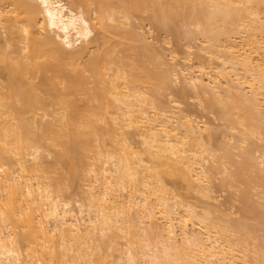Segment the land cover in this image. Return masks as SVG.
<instances>
[{"label":"bare ground","instance_id":"6f19581e","mask_svg":"<svg viewBox=\"0 0 264 264\" xmlns=\"http://www.w3.org/2000/svg\"><path fill=\"white\" fill-rule=\"evenodd\" d=\"M0 76V264H264V0H0Z\"/></svg>","mask_w":264,"mask_h":264},{"label":"rangeland","instance_id":"374dc122","mask_svg":"<svg viewBox=\"0 0 264 264\" xmlns=\"http://www.w3.org/2000/svg\"><path fill=\"white\" fill-rule=\"evenodd\" d=\"M134 22L136 25L140 24V21L138 19H135ZM144 27H145L144 28L145 32H147V37L149 38V42L155 47V49L158 50L157 52H163L164 53L165 60L167 61L168 65H173L174 63H177L180 66H183V67L185 66V64H186V61L184 58L185 52H186V50H185L186 49L185 48L186 42L185 41L179 40L180 41L179 42L175 38H168L164 32H160V31L154 29L152 26H150V24H145ZM165 40L166 41L170 40L171 44L165 45L163 43V41H165ZM198 46H199L198 42L193 44L192 51L194 53L198 51ZM193 59H194V62L198 61L197 60L198 58H195V56ZM179 81L180 80H178L177 85L174 86V88H175L174 90H176V92L175 93L172 92V94L167 95L165 97H162L163 102L169 104L170 100L177 101L180 104L179 105L180 108L184 109V112L185 111L189 112L190 115L193 116V118L197 117V119H201L202 122L205 121V123L206 122L209 123L208 125L212 128V130H215V131L219 130V133L223 132L222 130L224 128L221 127V124L223 122L220 119H218L215 114H211L203 108V106H202L203 102L201 103V99H200L201 96L200 97L197 95L195 96L194 92H191L189 90H185V92L187 91L186 96L184 95V98H182L183 95L180 97L181 94H179V93H180V90L182 92L183 89H181V88L183 85H182V82H179ZM202 101H203V99H202ZM183 109H181V110H183ZM201 120H199V121H201ZM219 133L217 134V135H220V138L218 137V140L221 139V142H222V141H224V139H222V135ZM214 134H216V133H214ZM218 140H217V143H218ZM219 143H220V140H219ZM236 158H238V157H236ZM225 176H226L225 174L216 176V179H215L216 182H214L215 186L213 185V187H215V188H213V190H214L213 192H214V197H216L215 198L216 200L214 199V200L209 201L207 199H199L200 200L199 204H200V206H202L201 208H203V205L208 206L207 204H210V206L208 208L210 209V207L211 208L216 207L215 210H216L218 215H224L225 213H227V216H224V217H226V218L229 217V218L235 219L236 217L240 216V212H239L240 206L236 205L233 207L231 204L234 200H238L237 196L240 193V189L238 188L239 185L236 186V188H232V189H227V188L223 187L222 182H223V179L225 178ZM237 188L239 190H237ZM73 195L71 194V196H73ZM76 199H74L73 203H75ZM236 202H238V201H236ZM73 203H72V205H73ZM234 204H239V203H234ZM74 205H76V203ZM231 206L233 208H231ZM198 209H199V211H202V210H200V208H198ZM224 211H226V212H224Z\"/></svg>","mask_w":264,"mask_h":264}]
</instances>
